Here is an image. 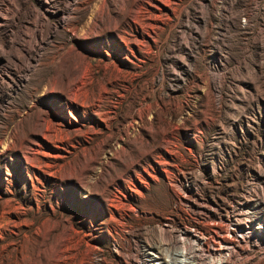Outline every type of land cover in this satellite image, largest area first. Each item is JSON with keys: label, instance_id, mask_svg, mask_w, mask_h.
Returning a JSON list of instances; mask_svg holds the SVG:
<instances>
[{"label": "rangeland", "instance_id": "1", "mask_svg": "<svg viewBox=\"0 0 264 264\" xmlns=\"http://www.w3.org/2000/svg\"><path fill=\"white\" fill-rule=\"evenodd\" d=\"M0 252L264 264V0H0Z\"/></svg>", "mask_w": 264, "mask_h": 264}, {"label": "built area", "instance_id": "2", "mask_svg": "<svg viewBox=\"0 0 264 264\" xmlns=\"http://www.w3.org/2000/svg\"><path fill=\"white\" fill-rule=\"evenodd\" d=\"M181 229L184 231V230H192V236L196 237L200 242H202V247H204V251H205V247L206 245L208 244V242H211V245L213 246V243L214 244H217L219 243V245L221 244V241H210V238L203 234L201 231H199L197 228L195 227H181ZM236 233H234V235H232L231 237L233 238V240H236L238 243H242V242H245L246 239L241 237L239 234H238V231L235 230ZM215 240V239H214ZM221 247L224 248L226 251H227V254H231L232 253V250L234 245L231 244L230 242H226V243H222L221 244ZM215 251V250H214ZM226 254V255H227ZM208 259V256L204 253V256L203 258L201 259V264H202V261L203 260H207ZM222 264H226V262H223Z\"/></svg>", "mask_w": 264, "mask_h": 264}, {"label": "bare ground", "instance_id": "3", "mask_svg": "<svg viewBox=\"0 0 264 264\" xmlns=\"http://www.w3.org/2000/svg\"><path fill=\"white\" fill-rule=\"evenodd\" d=\"M216 233V232H215ZM218 233V232H217ZM241 237H243V238H245L246 239V233H241V232H239L238 233ZM211 238V237H210ZM212 240V239H211ZM224 241V240H223ZM216 242V241H215ZM219 244V243H218ZM215 246V245H214ZM212 247V246H211ZM213 249V248H212ZM216 249V248H215ZM220 249H222L221 248V246H220ZM219 250V249H218ZM210 251V250H209ZM217 251V250H216ZM223 251V250H222ZM1 253V252H0ZM225 255V254H224ZM228 255V254H227ZM229 255H231V254H229ZM176 256L177 257H183V253L182 252H180V254H176ZM223 256V255H222ZM177 257H175V258H173V260H172V263L173 264H188L186 261H184V260H182V258H177ZM160 260H161V263L160 264H165V261L163 260V259H161L160 258ZM221 260V259H220ZM224 260V259H223ZM219 261V260H218ZM222 261V260H221ZM220 261V262H221ZM219 262V263H220ZM229 262V261H228ZM214 263V262H213ZM216 264V263H215Z\"/></svg>", "mask_w": 264, "mask_h": 264}]
</instances>
